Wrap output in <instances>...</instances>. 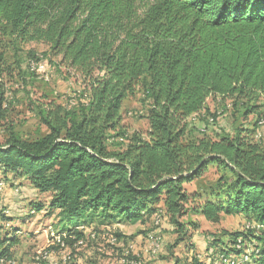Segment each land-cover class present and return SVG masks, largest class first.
Instances as JSON below:
<instances>
[{"label": "trees", "instance_id": "trees-1", "mask_svg": "<svg viewBox=\"0 0 264 264\" xmlns=\"http://www.w3.org/2000/svg\"><path fill=\"white\" fill-rule=\"evenodd\" d=\"M29 43L60 58L84 90L75 108L41 113L44 137L11 136L0 145V171L49 195L45 216L55 220L65 247L91 239L96 227L144 226L164 215L175 248L198 230L182 222L187 215L212 223L242 216V232L209 242L215 260L193 256L185 264H264V143L256 139L264 125V0H0V122L6 52ZM138 93L148 105V131L127 138L123 104ZM208 100L240 119L231 135L211 139L189 122L208 113ZM251 115L255 122L246 129L241 121ZM116 138L128 143L111 152L108 142ZM210 166L228 179H218L205 197L187 193ZM2 242L6 264L18 241Z\"/></svg>", "mask_w": 264, "mask_h": 264}, {"label": "rangeland", "instance_id": "rangeland-1", "mask_svg": "<svg viewBox=\"0 0 264 264\" xmlns=\"http://www.w3.org/2000/svg\"><path fill=\"white\" fill-rule=\"evenodd\" d=\"M27 53L41 61L36 63L30 60ZM6 63L8 73L3 77L6 113L0 122V145L11 136L24 141L40 139L48 134L47 127L41 121V113L52 112L56 108L63 111L75 108L84 84L79 75L60 64V58L49 55L41 44L23 45L18 53L7 51ZM38 65L40 67L37 68ZM147 109L148 105L141 93L124 102L121 127L127 138L133 134L146 137ZM206 109L207 114L189 118L197 131L204 130L206 137L211 139L224 134L231 135L233 120L238 119L237 115L233 117V111L221 114L222 104L214 100L207 101ZM210 114L217 115L214 122H211ZM255 119L251 115L241 123L244 128L251 129ZM257 133L256 139L264 143V125ZM194 134L201 136L196 131ZM127 138L109 141L108 149L111 152L122 150L128 143ZM221 177L228 179L224 170L210 166L201 180H195L185 187L186 191L189 194L197 192L205 197L209 195L205 191L214 188ZM49 200V195L37 193L26 179L0 171V216L5 217L4 220L0 218V245H4L2 241L5 236L18 241L12 249L13 259L7 264H174L175 259L185 264L193 256L210 263L215 260L212 256V259L208 258L212 250L208 244L213 237L222 239L224 234L242 232L246 228V220L242 216L221 215L217 223H212L201 217L187 215L182 222H194L198 230L190 229L189 240L173 248L176 237L163 215L158 222L157 217H154V223L149 221L144 226L113 223L96 227L92 240L77 244L72 249L62 248L56 242L59 238L55 220L45 216L43 207H47ZM32 206L41 207V210L33 212ZM85 232L89 234L90 229ZM116 233L123 235V241H115ZM128 255L135 260L128 263Z\"/></svg>", "mask_w": 264, "mask_h": 264}, {"label": "built area", "instance_id": "built-area-1", "mask_svg": "<svg viewBox=\"0 0 264 264\" xmlns=\"http://www.w3.org/2000/svg\"><path fill=\"white\" fill-rule=\"evenodd\" d=\"M38 67H40V65H38L37 68H38ZM156 222H158V216H157V221H156ZM56 242H57V244H58L60 247H62V248L64 247V244L60 241V239H56ZM3 263H6V264H7L8 262H3Z\"/></svg>", "mask_w": 264, "mask_h": 264}, {"label": "bare ground", "instance_id": "bare-ground-1", "mask_svg": "<svg viewBox=\"0 0 264 264\" xmlns=\"http://www.w3.org/2000/svg\"><path fill=\"white\" fill-rule=\"evenodd\" d=\"M153 247H155V245H153ZM156 247H158V243H157ZM244 259H245V260H247V258H246V257H244Z\"/></svg>", "mask_w": 264, "mask_h": 264}, {"label": "crops", "instance_id": "crops-1", "mask_svg": "<svg viewBox=\"0 0 264 264\" xmlns=\"http://www.w3.org/2000/svg\"><path fill=\"white\" fill-rule=\"evenodd\" d=\"M49 220H51V219H49ZM86 230H87V229H86ZM86 230H85V231H86ZM85 234H86V232H85ZM57 238H59V237H57ZM59 239H60V238H59Z\"/></svg>", "mask_w": 264, "mask_h": 264}]
</instances>
